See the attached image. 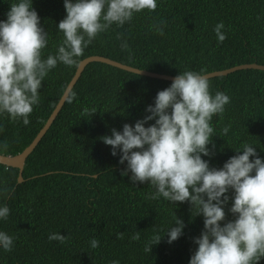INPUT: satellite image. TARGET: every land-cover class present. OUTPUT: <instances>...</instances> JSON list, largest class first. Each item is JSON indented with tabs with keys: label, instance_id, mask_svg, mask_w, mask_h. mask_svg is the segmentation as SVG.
Returning <instances> with one entry per match:
<instances>
[{
	"label": "trees",
	"instance_id": "16d2710c",
	"mask_svg": "<svg viewBox=\"0 0 264 264\" xmlns=\"http://www.w3.org/2000/svg\"><path fill=\"white\" fill-rule=\"evenodd\" d=\"M32 7L49 32L44 51L54 53L62 38L56 24L66 15L63 0H33ZM9 8L10 0H0V19H6ZM161 20L163 36L149 30ZM220 21L226 38L217 43L213 27ZM122 40L127 50H121ZM92 55L171 76L184 70L203 69L206 74L246 63L264 65V0H158L154 11L143 10L123 26L98 34L78 59ZM77 66L58 63L48 73L28 125L0 116V154L15 155L32 142ZM208 79L210 90L225 92L230 102L211 121L215 154L202 158L210 167H222L242 143L253 144L264 158V70L240 69ZM170 83L103 62L85 66L27 157L23 181L18 182V168L0 164V187L10 189L0 194V203L10 210L0 220V231L14 236L11 251L0 250V264H109L113 259L119 264H188L197 247L193 238L203 229L202 215L193 216L187 200L149 199L154 189L147 182L133 185L130 172L122 175L126 162L118 163L119 153L111 155V146L100 139L112 128L121 130L124 123L142 118L157 91ZM230 205L231 199L225 220L234 219ZM175 215L185 227L168 243L167 233H162ZM52 232L66 235V240H48ZM136 232L139 238L132 240ZM157 233L162 234L160 241L145 252V244ZM92 238L99 242L94 249L89 247ZM257 264H264V257Z\"/></svg>",
	"mask_w": 264,
	"mask_h": 264
},
{
	"label": "clouds",
	"instance_id": "9594fccd",
	"mask_svg": "<svg viewBox=\"0 0 264 264\" xmlns=\"http://www.w3.org/2000/svg\"><path fill=\"white\" fill-rule=\"evenodd\" d=\"M32 2L10 0L6 19H0V116L7 114L10 121L24 125L29 124V116L39 104L41 82L58 63L77 66L78 58L98 34L113 25L123 26L143 10L152 12L158 4V0H63L66 15L56 24L62 38L54 53H45L49 32L41 26ZM164 26L162 20L153 22L149 30L163 36ZM224 28L223 21L213 27L217 43L226 38ZM120 48H129L126 40ZM229 102L225 92L210 90L203 69L180 71L167 87L157 91L142 118L100 137L111 146V155L119 153L118 163L126 162L122 175L130 172L133 185L147 182L154 189L149 199L187 200L192 215H202L203 229L193 238L197 247L188 264H257L264 257V158L249 143L235 148L237 154L219 168L210 167L209 160L202 158L215 154L211 140L216 133L211 121ZM227 131L225 127L223 132ZM9 191L0 187V194ZM230 199L228 211L234 219L225 220ZM9 212L8 206L0 203V220H6ZM184 227L175 215L162 234L167 233L171 243L182 235ZM162 234H154L144 251L149 253ZM116 235L119 238L120 233ZM138 238V232L131 236L132 240ZM47 239L63 243L66 235L52 232ZM13 241V235L0 231V250L11 251ZM98 243L92 238L89 247L94 249ZM109 264L119 261L113 259Z\"/></svg>",
	"mask_w": 264,
	"mask_h": 264
},
{
	"label": "water",
	"instance_id": "95a60500",
	"mask_svg": "<svg viewBox=\"0 0 264 264\" xmlns=\"http://www.w3.org/2000/svg\"><path fill=\"white\" fill-rule=\"evenodd\" d=\"M90 62H103V63L118 67V68L126 70V71H130V72L137 73L140 75H145V76H149V77L157 78V79H162V80L172 81L173 78L175 77V76H171L168 74H161V73L152 72V71L145 70V69H139V68H136L133 66H129L127 64H123L117 60H114V59H111V58H108L105 56H101V55H92V56H88V57L82 59L80 61V63L78 64L76 71H75L72 79L68 83V85H67L64 93L62 94L60 100L58 101V103L56 104L52 113L50 114L49 118L47 119V121L45 122L43 127L39 130V132L37 133L35 138L32 140V142L27 147H25L23 149V151L15 154V155L0 154V164H4L6 166L18 168V170H19L18 182L23 181L22 172H23L24 164H25L27 157L33 151V149L36 147V145L39 143L41 138L44 136V134L47 132V130L49 129V127L51 126V124L53 123L55 118L57 117V115L60 112V110L62 109L65 101L67 100L72 88L74 87V85L76 84L77 80L79 79L81 73L83 72L85 66ZM248 68L264 70V65L258 64L256 62L240 64V65H236L234 67L228 68V69L209 72V73H206V75L208 78H212L215 76H224V75H227V74L234 72L236 70L248 69Z\"/></svg>",
	"mask_w": 264,
	"mask_h": 264
}]
</instances>
